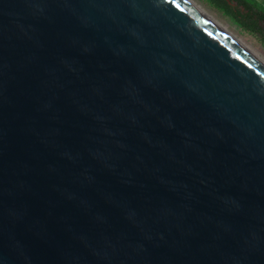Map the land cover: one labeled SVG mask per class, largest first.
Listing matches in <instances>:
<instances>
[{
	"label": "water",
	"instance_id": "water-1",
	"mask_svg": "<svg viewBox=\"0 0 264 264\" xmlns=\"http://www.w3.org/2000/svg\"><path fill=\"white\" fill-rule=\"evenodd\" d=\"M0 264H264V66L184 0H0Z\"/></svg>",
	"mask_w": 264,
	"mask_h": 264
},
{
	"label": "trees",
	"instance_id": "trees-1",
	"mask_svg": "<svg viewBox=\"0 0 264 264\" xmlns=\"http://www.w3.org/2000/svg\"><path fill=\"white\" fill-rule=\"evenodd\" d=\"M213 7L221 11L225 16L231 18L238 26L259 39L264 45V13H256L249 9L245 0H206Z\"/></svg>",
	"mask_w": 264,
	"mask_h": 264
},
{
	"label": "rangeland",
	"instance_id": "rangeland-1",
	"mask_svg": "<svg viewBox=\"0 0 264 264\" xmlns=\"http://www.w3.org/2000/svg\"><path fill=\"white\" fill-rule=\"evenodd\" d=\"M205 10L209 15L220 22L230 33H232L241 42L251 48L253 51L264 57V45L259 41L257 37L242 30L237 23L231 18L225 16L221 11L213 7L206 0H192ZM259 1V0H258ZM260 8L264 9V2L258 4Z\"/></svg>",
	"mask_w": 264,
	"mask_h": 264
},
{
	"label": "bare ground",
	"instance_id": "bare-ground-1",
	"mask_svg": "<svg viewBox=\"0 0 264 264\" xmlns=\"http://www.w3.org/2000/svg\"><path fill=\"white\" fill-rule=\"evenodd\" d=\"M190 6H192L196 11H198L201 15H203L207 20H209L212 24H214L218 29H220L223 33H225L228 37H230L234 42H236L239 46H241L245 51H247L251 56H253L257 61H259L264 66V57L253 51L243 42H241L238 38H236L232 33H230L220 22H218L215 18L209 15L205 10H203L199 5H197L192 0H184Z\"/></svg>",
	"mask_w": 264,
	"mask_h": 264
},
{
	"label": "flooded vegetation",
	"instance_id": "flooded-vegetation-1",
	"mask_svg": "<svg viewBox=\"0 0 264 264\" xmlns=\"http://www.w3.org/2000/svg\"><path fill=\"white\" fill-rule=\"evenodd\" d=\"M230 4L232 5H236V2H231V0H227ZM247 2V6L249 9H252V11L256 12V13H264V9L260 8V6L258 4H260V2H264V0H245Z\"/></svg>",
	"mask_w": 264,
	"mask_h": 264
}]
</instances>
